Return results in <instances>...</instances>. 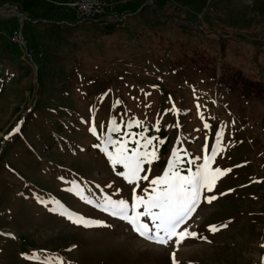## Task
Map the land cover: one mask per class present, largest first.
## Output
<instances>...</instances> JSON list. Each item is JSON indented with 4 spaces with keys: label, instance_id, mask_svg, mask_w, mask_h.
<instances>
[{
    "label": "rangeland",
    "instance_id": "374dc122",
    "mask_svg": "<svg viewBox=\"0 0 264 264\" xmlns=\"http://www.w3.org/2000/svg\"><path fill=\"white\" fill-rule=\"evenodd\" d=\"M100 1V17L80 22L76 0H0V264H264V0ZM224 69L262 93L225 89L210 75ZM113 119L128 149L141 132L157 138L147 181L128 184L94 146L114 152L102 143ZM218 130L211 166L231 171L177 230L196 237L159 244L98 206L131 207L134 188L147 199L174 148L182 174L195 170Z\"/></svg>",
    "mask_w": 264,
    "mask_h": 264
},
{
    "label": "snow or ice",
    "instance_id": "6c2138e0",
    "mask_svg": "<svg viewBox=\"0 0 264 264\" xmlns=\"http://www.w3.org/2000/svg\"><path fill=\"white\" fill-rule=\"evenodd\" d=\"M117 103H119V101H117ZM173 110L175 109L173 108ZM133 124H139V122L129 121L127 127L131 128ZM209 127V124H204L205 129ZM109 130L111 132L120 131L114 119L109 123ZM17 131H19V127L13 129V132ZM89 131L93 135L96 134V128L94 126L90 127ZM10 135L11 133H9V136ZM127 135L129 137L132 136L130 132L127 133ZM137 135L140 139H134L133 142L135 146L132 149L127 148L128 141L117 142L112 140L111 137L106 138L102 143L113 145L114 152H110L107 146L101 147L100 144L94 145L100 148L113 166H123L124 171L118 172V175L130 185L141 180L147 181L149 177L147 175H141L144 171V165L146 163L151 164L152 161L157 159L156 150L153 145V141L157 138L144 136L143 132ZM215 136L216 142L211 144L210 152L208 139L205 137L203 150L206 154L203 157V163L196 164L195 170L189 167L187 169V174H182L181 169L184 161L179 154V150L174 148L164 173L151 179L150 185L152 187L150 191L147 188L144 189L147 199H145L144 196L136 195L134 188L131 207H129L128 201L124 199H112L111 197H105L102 202H99L98 206L101 207L104 212H108L129 223L132 230L141 237L154 240L159 244H167L173 237H178L175 241L177 244L181 243V238L196 237L197 233L189 231L186 226L182 231L178 232L177 230L180 229L182 225H185L186 221L192 216L201 202L202 193L211 192L216 181L227 172L231 171V169L213 168L211 166L218 152L223 151L220 147V141L223 136L222 131L218 130ZM7 138L8 136L5 137V139ZM158 142L162 144L164 141L159 140ZM150 148H152V151H149ZM195 159L199 160L200 158L196 157ZM187 163L192 165L193 160H188ZM73 184L75 186V182H73ZM68 191H73V189L70 188ZM77 194L80 195L79 191H77ZM225 194L226 193H222L221 195ZM205 199L207 203L210 204L212 201L216 200L217 197L212 195L205 197ZM91 202V200L88 201V203ZM138 206H143V211H136ZM49 210L53 212L58 211L57 208H50ZM59 214L67 216L73 223L83 224L86 227L100 223L88 221L78 216L74 219L72 213L64 210H61ZM142 217L151 221L154 233L147 223L142 222ZM220 227H227V225H221ZM209 231H219V228L215 225H211L209 226ZM160 233H163V235H160ZM202 239L206 238L202 237ZM33 258L36 257L33 256ZM173 264H176L175 254H173Z\"/></svg>",
    "mask_w": 264,
    "mask_h": 264
},
{
    "label": "trees",
    "instance_id": "16d2710c",
    "mask_svg": "<svg viewBox=\"0 0 264 264\" xmlns=\"http://www.w3.org/2000/svg\"><path fill=\"white\" fill-rule=\"evenodd\" d=\"M113 24H109V25H105L103 27H107ZM104 30V29H103ZM186 58V56H184ZM186 67L188 68H194V69H198L200 71H205L207 70V68L205 66L199 65L196 66L194 64V62H192L191 64H187ZM210 75L215 79L217 77L218 82L221 86H223L225 89H228L229 91H239L242 94L249 96L251 92L255 91L258 94H261L262 89L258 87V85L254 82H249L246 83V80L242 79L240 77V75H236V74H230L226 69L222 70V72L220 73V75L216 76V72L211 70ZM248 85V86H246ZM252 85V86H251ZM120 122H116V124H119ZM132 127H136L135 124L132 125ZM108 131L109 130V126H107ZM114 132H108V137H113ZM181 152V151H179ZM169 155H171L170 153H167ZM164 155H166V153H164Z\"/></svg>",
    "mask_w": 264,
    "mask_h": 264
},
{
    "label": "built area",
    "instance_id": "2783aa9c",
    "mask_svg": "<svg viewBox=\"0 0 264 264\" xmlns=\"http://www.w3.org/2000/svg\"><path fill=\"white\" fill-rule=\"evenodd\" d=\"M72 6L75 17L78 21L82 22L100 17L102 2L100 0H76ZM124 16L125 13L116 15L118 20H122Z\"/></svg>",
    "mask_w": 264,
    "mask_h": 264
}]
</instances>
